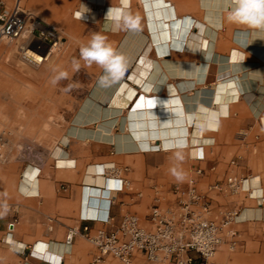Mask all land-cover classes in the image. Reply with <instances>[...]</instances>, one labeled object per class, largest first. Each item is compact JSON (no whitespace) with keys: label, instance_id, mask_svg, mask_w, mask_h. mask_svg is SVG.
Wrapping results in <instances>:
<instances>
[{"label":"crops","instance_id":"crops-1","mask_svg":"<svg viewBox=\"0 0 264 264\" xmlns=\"http://www.w3.org/2000/svg\"><path fill=\"white\" fill-rule=\"evenodd\" d=\"M21 2L65 36H83L85 45L101 34L125 57L129 73L118 84L101 87L103 70L80 62L75 74H84L85 92L69 111L56 146L37 156L42 164L0 166V264H93L94 245L82 236L68 245L69 230L89 226L94 233L109 216L127 214L150 228L156 191L170 197L173 167L185 175L180 183L197 178L198 168L205 170L198 188L212 200L210 219L220 221L223 210L239 213L232 226L239 244L233 251L223 244L215 261L264 264V31L228 22L232 0H128L139 26L119 31L105 16L110 7L122 6L121 0ZM82 5L87 10L78 18ZM101 111L107 120L103 134H67L82 113L96 117ZM176 141L189 144L176 148ZM155 145L167 149L152 151ZM177 151L182 162L174 159ZM197 155L202 160H194ZM111 164L130 168L128 178L141 196L122 192L111 202L113 184L104 177ZM229 176L247 179L245 190L210 189ZM31 188L39 194H28ZM96 264L121 263L107 258Z\"/></svg>","mask_w":264,"mask_h":264},{"label":"built area","instance_id":"built-area-1","mask_svg":"<svg viewBox=\"0 0 264 264\" xmlns=\"http://www.w3.org/2000/svg\"><path fill=\"white\" fill-rule=\"evenodd\" d=\"M0 4V42L4 39L22 42L21 49L26 47L40 56V66L62 49L64 43L58 29L25 10L21 0H15L12 6H6L1 0ZM186 146L188 144H176V148ZM166 149L167 146L155 145L151 150ZM32 152V148L19 146L15 154L10 135L0 134V164L12 161L27 165L39 161L42 164V160H37ZM193 159L202 160L199 155ZM129 172V167L116 164L106 166L104 177L113 184L112 203L122 192L142 195V192L135 191L128 178ZM195 172L197 178L171 186L169 198L163 196L162 190L156 191L155 203L148 216L150 228L145 227L137 215L127 214L120 219L109 216L103 221L104 226L94 233L89 226H84L82 230L71 228L67 244L72 245L77 236L90 241L96 248L93 264L107 258H115L121 264H226L216 262L215 256L225 243L232 251L237 248L239 233L232 226L238 223L239 213L223 210L220 221L210 219L212 200L198 188V178L204 176L205 170L198 168ZM246 181L245 178L229 176L225 181L213 184L210 189L235 194L245 190ZM62 189H66V186L63 185ZM49 221L53 223L52 218ZM16 223L14 221L8 226L6 242L9 245H12ZM49 231H53V227L50 226Z\"/></svg>","mask_w":264,"mask_h":264},{"label":"rangeland","instance_id":"rangeland-1","mask_svg":"<svg viewBox=\"0 0 264 264\" xmlns=\"http://www.w3.org/2000/svg\"><path fill=\"white\" fill-rule=\"evenodd\" d=\"M22 6L29 10L25 2ZM58 31L63 38L62 49L39 68L22 60V42L5 39L0 42V134L10 135L15 154L19 146L32 148L36 156L52 150L66 132L69 111L75 110V104H81L85 76L75 74L73 61L80 65L83 60L80 52L71 50L86 42L83 36L69 37ZM59 71L66 72L67 78L53 84L52 79ZM69 85L72 89L66 91ZM14 162L17 161L0 166ZM177 183L180 181L173 182Z\"/></svg>","mask_w":264,"mask_h":264},{"label":"clouds","instance_id":"clouds-1","mask_svg":"<svg viewBox=\"0 0 264 264\" xmlns=\"http://www.w3.org/2000/svg\"><path fill=\"white\" fill-rule=\"evenodd\" d=\"M122 6L110 7L106 13L105 20L111 22L113 31L137 30L139 26V19L135 17L128 10V0H121ZM83 11L77 12L78 18L87 10L82 5ZM228 22L236 25H245L249 28L264 31V0H232L227 14ZM196 51L194 48H189ZM80 59L84 61L87 66L93 64L98 65L103 74L98 80L101 87H111L118 84L125 73L128 71L126 59L122 54L117 53L106 38L101 34L94 33L86 45L80 47ZM243 56V54H241ZM242 59L240 61L243 62ZM74 68L79 70V62L73 61ZM54 71H56L54 69ZM67 73L59 71L52 79V83L56 84L61 79H66ZM72 85H69L66 91H71ZM174 159L177 162L183 161V155L177 151L174 154ZM172 175L177 181H184L185 175L176 167L171 169Z\"/></svg>","mask_w":264,"mask_h":264},{"label":"bare ground","instance_id":"bare-ground-1","mask_svg":"<svg viewBox=\"0 0 264 264\" xmlns=\"http://www.w3.org/2000/svg\"><path fill=\"white\" fill-rule=\"evenodd\" d=\"M219 4V3H218ZM221 5V4H220ZM217 7V6H216ZM220 8V7H219ZM91 13V12H90ZM95 13V12H93ZM105 13V9L103 10V14ZM33 14V13H32ZM35 15V14H34ZM94 15V14H93ZM36 16V15H35ZM91 16V14H90ZM37 17V16H36ZM94 17V16H93ZM92 18V17H91ZM169 27V26H168ZM162 29V27H161ZM22 51V60L25 62V64H28L29 66H34V67H40V65L38 64V60H39V55L36 54L35 52H32L31 50H28L26 47H22L21 49ZM45 60V59H44ZM126 85V84H125ZM121 93V91H120ZM89 102V101H88ZM92 103V102H91ZM85 107V106H83ZM94 107V106H93ZM100 107V106H99ZM81 108V107H80ZM92 108V107H91ZM85 117V118H83ZM75 118V117H74ZM73 118V120H74ZM76 123L72 124L69 126V129L67 131V134H71V135H80L82 134L80 137L85 138L87 137V135H90L91 132H93L95 135H101L104 133L103 128L105 124H107V120H106V115L104 116L102 111L100 114H98L96 117L95 116H90V115H84L83 113L80 115V117H77L75 119ZM95 122H97L96 124H98L96 126H92L91 124H94ZM116 123H114L115 125ZM94 130V131H91ZM103 130V131H101ZM103 132V133H102ZM115 135V133H114ZM180 143L179 141H176V144ZM174 143V145H176ZM189 144V143H188ZM33 153V152H32ZM36 153H33V155ZM35 158L37 159V156L34 155ZM34 163V162H33ZM32 168V167H31ZM36 168V167H35ZM26 171V170H25ZM38 172V171H37ZM28 173V172H25ZM32 174V173H31ZM25 175V174H24ZM35 175V174H34ZM27 176V175H26ZM29 176V175H28ZM34 179V178H33ZM25 180V179H24ZM29 181H31L29 179ZM24 184V183H23ZM28 194H31L33 196H37L39 194V191L36 192V189L31 188L29 190V192H27Z\"/></svg>","mask_w":264,"mask_h":264}]
</instances>
